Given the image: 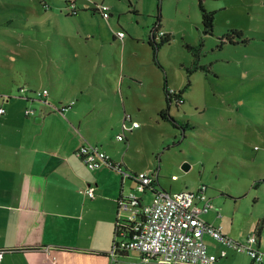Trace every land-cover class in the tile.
Wrapping results in <instances>:
<instances>
[{
    "label": "rangeland",
    "instance_id": "374dc122",
    "mask_svg": "<svg viewBox=\"0 0 264 264\" xmlns=\"http://www.w3.org/2000/svg\"><path fill=\"white\" fill-rule=\"evenodd\" d=\"M199 2L0 0V104L38 110L59 85L63 94L74 86L87 92L75 104L93 97L106 104L113 90L121 110L125 103L139 123L126 132L127 145L115 139L122 121L109 130L113 159L133 172L159 171L164 188L208 186L221 226L245 241L264 217V0H203L215 13L212 34L204 32ZM102 3L112 8L110 21L93 12ZM159 14L162 31L172 36L159 50L162 69L149 44ZM234 30L247 43L223 42ZM118 31L126 33L124 42L113 39ZM165 76L171 88L191 81L184 103L171 106L181 124L193 126L186 131L160 115ZM19 87L49 95L26 102L29 93L18 94ZM126 185L136 188L131 180Z\"/></svg>",
    "mask_w": 264,
    "mask_h": 264
},
{
    "label": "crops",
    "instance_id": "0c3cea01",
    "mask_svg": "<svg viewBox=\"0 0 264 264\" xmlns=\"http://www.w3.org/2000/svg\"><path fill=\"white\" fill-rule=\"evenodd\" d=\"M73 11L77 15L76 7ZM93 12L103 18L99 12ZM111 14L108 21L114 16L112 8ZM113 39H117V34ZM63 90L59 85L50 105L37 110L36 116L42 118L26 116L18 103L0 104L6 110L0 116V251H4L0 264H52L50 257L60 259L61 264L112 263L110 251L115 239L118 200L133 185L127 186V180L114 169L90 170L77 151L97 145L118 162L110 154L107 137L109 130L113 131L115 124L128 115L127 107L123 103L121 110L117 94L109 88L106 104L93 97L84 106L74 102L80 94L87 98L83 88L74 86L66 94ZM92 93L89 95L93 96ZM121 132L120 127L118 134ZM123 144L126 145L124 141ZM160 179L159 175L158 188L182 190H173L171 185L164 188ZM90 186L96 189L94 199L82 192ZM220 217L214 203L213 209L203 216L208 223L221 227L229 238L247 240L239 241L241 238L232 227H222ZM205 242L209 252L220 254L221 243L210 236H205ZM258 247L264 253V226ZM130 263L162 264L142 261L137 251L119 253L115 264ZM217 264L257 263L246 254L229 251L226 257H219Z\"/></svg>",
    "mask_w": 264,
    "mask_h": 264
},
{
    "label": "built area",
    "instance_id": "2783aa9c",
    "mask_svg": "<svg viewBox=\"0 0 264 264\" xmlns=\"http://www.w3.org/2000/svg\"><path fill=\"white\" fill-rule=\"evenodd\" d=\"M95 10L104 19L111 18L110 6L96 5ZM164 35L165 31L161 30L157 33V38ZM126 36L124 31L117 33L120 40H124ZM170 92L175 93L176 90L170 89ZM27 93L31 96L26 95ZM48 93L47 90L31 91L28 87H21L18 90V94L26 95L29 101L35 100V97L44 99ZM180 102L184 103L183 100ZM5 113L6 110L0 107V116ZM37 113L35 108L25 109L26 116H36ZM138 127L139 123L133 121L132 116L125 115L121 125L122 132L116 139L120 142L125 141L126 132ZM77 155L90 170L108 167L118 171L124 181L130 179L136 184L135 189L122 194L118 200L117 231L110 251L111 264L116 263L119 253L126 251L139 252L142 261L152 260L162 264H217L219 257H226L229 251L246 254L257 264L264 261V253L258 247L257 232L250 235L245 242H238L226 236L221 227L204 220L203 216L213 209L208 186L200 185L196 191L160 189L157 187L158 171L139 172L132 178L122 162H114L111 156L97 145L82 147L77 151ZM82 192L92 199L96 197V189L93 186ZM148 194L151 196L149 201ZM205 236H210L223 245L218 256L209 252ZM47 252H50V249H47ZM3 254L4 251H0V262ZM50 259L52 264H58L56 257Z\"/></svg>",
    "mask_w": 264,
    "mask_h": 264
},
{
    "label": "trees",
    "instance_id": "16d2710c",
    "mask_svg": "<svg viewBox=\"0 0 264 264\" xmlns=\"http://www.w3.org/2000/svg\"><path fill=\"white\" fill-rule=\"evenodd\" d=\"M200 10L202 11V22L204 26V32L205 34H212L213 29H214V21H215V13L214 12H208L204 5H203V0H200ZM97 12L95 9L93 10ZM136 14L138 13L136 10L134 11ZM162 30V22H161V14L158 15L157 21L154 23L153 28L151 29V33L149 35V44L152 48L153 51V60L155 63L162 69L161 64L159 63L158 60V54L159 50L162 46H164L166 43H169L172 39L171 34L166 33L165 35L161 38H157V33ZM230 42L232 44H238L240 42L242 43H247V40L243 39V33L241 31H232L231 33L227 34L225 39H223V42L226 43ZM169 81L167 76H165V83H164V92H165V98L167 102L166 108L162 109L160 111V115L163 118V120L170 121L173 123L176 127H179L183 129V131H186L188 127H193L191 126L190 123H184L181 124L176 117H174L171 114V106L175 104V106L180 107L183 103L180 102V100H183L184 102V95L186 91L189 89L191 81L189 80L188 84L182 88L181 90H176L175 93H171L170 89L168 87ZM124 143L127 145L129 143L128 140H125ZM129 173L131 174L132 178L137 174V172H133L128 170ZM256 183L254 187H256ZM264 226V217L260 220V222L257 225L256 232L258 235L262 232ZM129 227H127L128 229ZM116 231H117V226L115 229V236H116Z\"/></svg>",
    "mask_w": 264,
    "mask_h": 264
},
{
    "label": "water",
    "instance_id": "95a60500",
    "mask_svg": "<svg viewBox=\"0 0 264 264\" xmlns=\"http://www.w3.org/2000/svg\"><path fill=\"white\" fill-rule=\"evenodd\" d=\"M36 121H38V122H39V121H40V119H39V118H37V119H36ZM189 167H190V165H188V164H184V165H183V168H184L185 170H188V169H189Z\"/></svg>",
    "mask_w": 264,
    "mask_h": 264
},
{
    "label": "bare ground",
    "instance_id": "6f19581e",
    "mask_svg": "<svg viewBox=\"0 0 264 264\" xmlns=\"http://www.w3.org/2000/svg\"><path fill=\"white\" fill-rule=\"evenodd\" d=\"M2 262V261H1Z\"/></svg>",
    "mask_w": 264,
    "mask_h": 264
}]
</instances>
